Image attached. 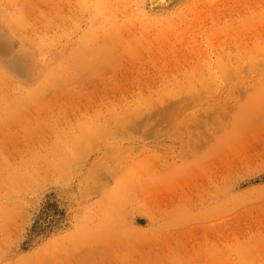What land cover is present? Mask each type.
I'll list each match as a JSON object with an SVG mask.
<instances>
[{"label": "rangeland", "instance_id": "rangeland-1", "mask_svg": "<svg viewBox=\"0 0 264 264\" xmlns=\"http://www.w3.org/2000/svg\"><path fill=\"white\" fill-rule=\"evenodd\" d=\"M0 264H264V0H0Z\"/></svg>", "mask_w": 264, "mask_h": 264}, {"label": "trees", "instance_id": "trees-1", "mask_svg": "<svg viewBox=\"0 0 264 264\" xmlns=\"http://www.w3.org/2000/svg\"><path fill=\"white\" fill-rule=\"evenodd\" d=\"M51 206H56V204L55 203H53V205L51 204ZM50 205H49V207H51ZM47 211H49V210H47ZM45 221H48L50 224H48V225H43L42 223L44 222V220H43V222H40V221H36L35 222V224H34V226H33V230H34V232H40V231H43V230H45V228H51V230L52 229H54V226H51V221L49 220V218L48 219H45ZM57 222V221H56ZM46 226V227H45Z\"/></svg>", "mask_w": 264, "mask_h": 264}]
</instances>
